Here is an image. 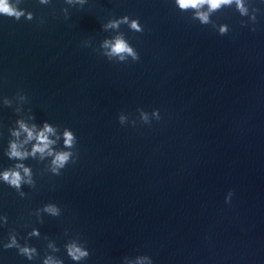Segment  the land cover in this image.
<instances>
[{
  "label": "water",
  "instance_id": "obj_1",
  "mask_svg": "<svg viewBox=\"0 0 264 264\" xmlns=\"http://www.w3.org/2000/svg\"><path fill=\"white\" fill-rule=\"evenodd\" d=\"M253 2L255 22L233 6L212 16L217 27L175 0H22L32 20L0 14V171L23 163L36 183L21 185L22 198L0 181V264H42L45 255L64 264H139L145 255L153 264H264V0ZM135 18L143 31L130 28ZM117 37L139 58L109 56ZM18 119L54 128L53 153H71L59 175L53 156L5 155ZM34 227L35 259L3 248L11 230L23 244ZM74 241L89 250L85 260L68 257Z\"/></svg>",
  "mask_w": 264,
  "mask_h": 264
},
{
  "label": "clouds",
  "instance_id": "obj_2",
  "mask_svg": "<svg viewBox=\"0 0 264 264\" xmlns=\"http://www.w3.org/2000/svg\"><path fill=\"white\" fill-rule=\"evenodd\" d=\"M22 2V0H15V4L11 2V0H0V14L6 15L8 17H13L16 20H19L21 17H25L28 20L33 19V13L31 11H26L24 8L18 7V5ZM41 4L49 3L50 0H39ZM68 3H72V0H67ZM83 6L84 0H78ZM175 6H178L181 10H187L189 8L194 10L193 17L197 19L201 25L213 24V27H217V25L213 22L212 16L222 11L224 8H231L234 6V9L240 14L242 17H248L249 20L255 22L257 19V13L260 11V8L253 2V0H175ZM138 18H135L130 23V28L135 31H143L142 27H140L136 21ZM124 22H128V17H124ZM242 24H246V21H241ZM113 27L117 26V23L112 22ZM255 30V29H253ZM229 26L226 23H221L218 26V32L220 35H224L228 33ZM109 42L105 41L107 45ZM125 54L131 55L133 59H138L139 57L133 51L132 47L122 38L117 37L114 42L111 43V49L108 53L109 56H118L121 60L125 58ZM5 106H11L10 102L5 101ZM16 111V110H15ZM153 114L159 118L158 110H154ZM142 116L145 120H147V114L142 112ZM34 118V117H33ZM121 121L123 117L120 118ZM15 124L17 127H10L9 132L11 137H15L16 139H10L8 141V146L5 149V155L14 161H24L29 156L35 157L37 153L40 154L41 159L45 156H53L52 160V172L59 175V169L64 168L66 163L69 161L71 153L68 151H59L53 153V149L50 145L54 144L55 141L49 139V134L54 133V128L50 125L48 121L43 122V128L36 130V124L33 123L31 127L28 126L23 120H16ZM21 132L26 133L24 140L20 141L19 137ZM76 139V136L73 131L69 130L67 127L64 130V145L67 148H71L73 146V142ZM35 140V143L31 147V151L29 152L24 145L29 143L30 141ZM0 181L8 184L10 187L16 189L19 193L20 197H25V193L20 191L22 184H28L29 187L35 188L36 183L32 179V171L30 167H26L23 163H14V165L10 167L4 168L0 171ZM43 211L50 213L53 216L59 215L58 207L53 203H46L43 205ZM5 220V224L7 223V216H0ZM43 223V219L39 220ZM9 238L7 242L3 243L4 249H17L19 255L26 257L28 260L35 259L39 253L36 247L31 246L27 243V238L36 236H40L39 229L32 228V230L27 234L25 238V243L21 244L17 238V233L13 229L9 232ZM48 247H53L51 244ZM66 252L68 257L71 260L80 262L85 260L89 255V250L82 245H79L77 242H72L65 245ZM54 251H59L57 248H53ZM139 264H143L144 260H148L149 264H153L152 258L148 255L137 257ZM42 264H64L62 259H54L50 255H45L42 260Z\"/></svg>",
  "mask_w": 264,
  "mask_h": 264
}]
</instances>
